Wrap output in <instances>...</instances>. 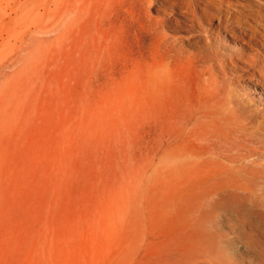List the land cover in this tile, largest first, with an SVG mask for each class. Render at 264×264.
I'll return each mask as SVG.
<instances>
[{
    "label": "rangeland",
    "instance_id": "374dc122",
    "mask_svg": "<svg viewBox=\"0 0 264 264\" xmlns=\"http://www.w3.org/2000/svg\"><path fill=\"white\" fill-rule=\"evenodd\" d=\"M214 4L0 0V264H264V0Z\"/></svg>",
    "mask_w": 264,
    "mask_h": 264
},
{
    "label": "bare ground",
    "instance_id": "6f19581e",
    "mask_svg": "<svg viewBox=\"0 0 264 264\" xmlns=\"http://www.w3.org/2000/svg\"><path fill=\"white\" fill-rule=\"evenodd\" d=\"M196 1V0H195ZM179 3V2H178ZM199 3L202 5V8L201 9V13H202V16L205 20H210L211 17H212V13L211 11H215L216 14L218 15L219 14V11L217 9V6L214 4V0H199ZM199 9V8H198ZM259 17V16H258ZM202 18V17H201ZM202 18V19H203ZM224 18V17H223ZM261 18V17H260ZM261 21H264L263 18H261ZM261 23V22H260ZM245 27V25H244ZM261 32L264 34V28L263 27H259ZM222 29H229V33L233 32L234 29L233 27H231L229 24H228V21H227V18H224V21H221L220 19H218V22H217V26L215 28L216 31H219V30H222ZM253 36H248V40L249 41H253L255 37H259V38H263V35H260L259 33H256L254 30H252L250 32ZM244 36V35H243ZM236 37V36H234ZM198 38V37H197ZM239 39V38H238ZM203 40V39H202ZM253 43V42H252ZM198 44V43H197ZM257 46V45H256ZM261 46V45H260ZM264 59V58H263ZM264 62V61H263ZM230 65V64H229ZM237 69V68H236ZM241 70V69H239ZM223 71V69H222ZM243 72V71H242ZM241 84V83H240ZM243 86V85H242ZM246 86V85H245ZM255 87H257L258 89H262L263 86L261 84H256ZM256 89V88H255ZM254 88L251 89L252 91L251 92H257ZM245 90V89H244ZM250 92V91H249ZM259 93L261 94L262 91L259 90ZM238 96V95H237ZM252 96V95H251ZM253 96H254V93H253ZM239 102V101H238ZM254 106V105H253ZM259 110V109H258ZM259 112V111H258ZM262 117V116H261ZM247 118V117H246ZM254 121V120H253ZM232 155V154H231ZM232 158V157H231Z\"/></svg>",
    "mask_w": 264,
    "mask_h": 264
}]
</instances>
